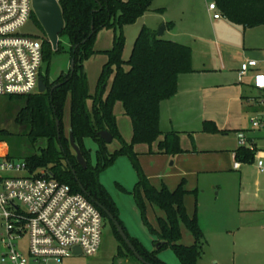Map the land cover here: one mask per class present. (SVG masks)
Segmentation results:
<instances>
[{
    "label": "trees",
    "instance_id": "16d2710c",
    "mask_svg": "<svg viewBox=\"0 0 264 264\" xmlns=\"http://www.w3.org/2000/svg\"><path fill=\"white\" fill-rule=\"evenodd\" d=\"M153 0H59L62 7L65 28L60 38L67 37L69 48L65 50L59 43L58 50L47 37H43L44 60L50 63L54 54L68 52L74 60V70L59 75L50 82L49 69L42 74L48 84L45 93L22 96L26 102L19 110L16 121L28 125V136L33 144L45 141L38 151L26 158L29 172H48L55 179L67 183L74 192L83 193L108 219L120 241L117 259L131 256L139 261L117 232L108 214L99 206L108 209L123 226L126 234L138 253L148 264H167L159 257L164 249L171 248L182 264H198L206 244L203 229L198 217L190 216L185 206V196L189 192L182 181L175 189L166 185L158 188L140 170L139 181L133 191L123 185L118 187L124 192L134 194L137 204L150 233L156 237L155 250L147 249L137 238L131 236L120 218V209L109 190L100 181V174L112 166L118 157L125 155L138 162L135 146L147 144L150 147L158 142V153L177 155L184 153L180 145V135L176 130L163 133L161 129V104L175 96L179 90L182 74L194 71L193 51L190 45L159 36L155 29L144 26L134 44L129 60H124L125 38L123 34L115 38L114 46L105 50L108 61L103 66L98 91L90 93L85 61L99 53L96 49L98 33L106 28H123L135 23L149 9ZM224 17L245 27L264 25V0H215ZM33 17L36 19L35 14ZM32 17V18H33ZM113 76L106 97L103 91L107 81ZM55 88L53 89V87ZM92 99V106L88 100ZM122 103L124 113L132 119L133 138L131 143L121 137L114 105ZM69 102V134L64 127L65 109ZM70 130L86 160L82 165L70 142ZM102 130L112 133L120 140V147L114 152L108 150V143L99 135ZM205 132L220 131L213 121H205ZM0 133L7 134L6 130ZM163 136V137H162ZM91 138L98 144L97 160L92 161L91 150L86 147L85 139ZM259 149L255 146H242L234 152L235 160L251 162ZM8 157L11 158L8 154ZM77 177V178H76ZM81 184L86 192L83 191ZM146 201L161 209L164 216L157 218V227L145 216ZM182 224H186L195 242L185 245L182 240ZM140 264H145L139 261Z\"/></svg>",
    "mask_w": 264,
    "mask_h": 264
},
{
    "label": "rangeland",
    "instance_id": "374dc122",
    "mask_svg": "<svg viewBox=\"0 0 264 264\" xmlns=\"http://www.w3.org/2000/svg\"><path fill=\"white\" fill-rule=\"evenodd\" d=\"M168 1H175V3L165 11L156 10V7L163 5V0H153L149 9L135 23L127 24L122 29L106 28L98 33L95 46L99 53L84 63L90 93L95 95L98 91L103 66L108 61V56L104 51L114 46L117 36L123 34L125 38L123 58L127 61L131 57L134 44L144 26L153 27L159 20H162L163 23L164 20L174 19L176 21L174 31L166 33L164 38L184 42L189 39L185 34L186 31L195 32L198 26V28L204 27L207 29L211 27V24L207 26V23H205L207 21L206 17L203 15L205 13L203 12L204 7L210 0H198L196 2L197 7H201L196 13L188 9L193 5L195 6L194 1L190 4L184 0ZM179 30H182L180 34L177 33ZM20 32L48 38L37 17L28 20L20 29ZM60 40L66 48L65 50H67L69 48L68 38L63 37ZM70 67L69 53L59 52L53 55L50 63L44 60L43 71L47 73V69H49V78L52 83L63 72L67 73ZM112 78L111 75L107 81L103 97H106L110 90ZM250 95V98L242 99L240 105H233L234 114L232 115L233 119L227 124L228 131L222 132L219 129L220 131L207 132L203 135L196 133L195 137L180 133L181 147L191 150L199 147L208 150L202 153L207 157V161L204 162V167L200 165L201 170H188V163L186 164L183 154L158 153V142H155L151 147L147 144L135 146V151L138 153L137 163L129 156L122 155L117 158L112 166L101 172L100 181L117 202L120 209V218L128 233L137 237L147 248L152 249L154 247V236L144 222L143 213L137 204L136 197L134 194L124 192L118 187V184H121L127 190L133 191L139 181L140 170L158 188L166 185L170 189H175L182 181H185V188L189 191L184 201L187 213L192 217L196 215L198 218L204 219V235L207 246L206 253L199 260V264H223L225 260L228 262L229 257L227 254L225 258H219L217 255L218 250L222 247V242L219 241L221 239L219 226L221 223H225V217L228 215V205L231 201H237V203L246 206L254 201L259 191L264 188V172H260L257 165L259 152L251 162L242 163L240 161V171L234 169L235 159L232 151L240 146L238 130L236 129H241L247 136H254L259 151H264V124L261 128H254L251 121L253 117H258L264 122V109L260 104L262 98L258 97L257 91H252ZM261 101L263 102L264 99ZM25 102V97L0 96V131L6 130L8 132L7 134L0 133V142L6 145L9 156L16 162H25L26 158L35 154L40 146L46 144L45 141L33 144L27 134L29 131L28 125L19 124L16 121V116ZM92 103L93 100L89 99L88 106L91 107ZM69 110L68 102L64 120L67 135L70 127ZM114 114L121 137L125 142L131 143L133 138L132 119L124 113L122 103L119 101L114 105ZM85 144L91 150L92 161L95 164L98 144L91 138H86ZM107 146L110 152H114L120 147V140L115 138ZM186 168L187 170H185ZM218 191L219 194H217ZM160 211L146 201L145 216L155 227L158 225L157 216ZM161 213L163 214L162 211ZM182 233L184 244L194 243V236L186 224H182ZM256 233L261 235L263 232L260 228H257ZM1 234H5V228L0 221ZM224 235L227 236V233L224 232ZM17 245L22 252L28 254L29 236L27 234L23 236ZM119 246L120 241L115 235L111 222L106 218L104 219L99 251L93 256L79 254L64 258L61 264H140L131 256L117 259L115 263L114 258L119 252ZM160 255L167 257L166 259H169L168 261L172 264H182L171 248L164 249L160 252ZM218 261H221V263H218ZM168 264L170 263L168 262Z\"/></svg>",
    "mask_w": 264,
    "mask_h": 264
},
{
    "label": "built area",
    "instance_id": "2783aa9c",
    "mask_svg": "<svg viewBox=\"0 0 264 264\" xmlns=\"http://www.w3.org/2000/svg\"><path fill=\"white\" fill-rule=\"evenodd\" d=\"M213 18L223 14L210 2ZM34 12L33 0H0V96L39 93L44 53L43 37L20 32ZM258 62L249 59L241 66L240 78ZM253 85L264 92V72L254 75ZM264 102V101H263ZM252 126L261 128V118ZM240 145H248L244 131ZM258 168L264 172V151H258ZM240 162L235 160L234 167ZM0 264H61L74 255H95L101 246L104 217L81 192L52 177L48 172H29L26 162H16L0 153ZM29 236L28 254L18 241ZM81 248L75 253L74 248Z\"/></svg>",
    "mask_w": 264,
    "mask_h": 264
},
{
    "label": "crops",
    "instance_id": "0c3cea01",
    "mask_svg": "<svg viewBox=\"0 0 264 264\" xmlns=\"http://www.w3.org/2000/svg\"><path fill=\"white\" fill-rule=\"evenodd\" d=\"M184 1L189 2L188 4L192 1L195 2V6L188 8L193 13L198 12L201 7H197L198 0ZM212 1L210 0V2ZM163 2V5L156 7V10L165 11L175 3V1L169 2L168 0H163ZM210 2L207 4L206 1L205 10L201 9V11L205 12L203 13L207 20L205 23L207 26L211 24V27L207 29L198 28V26L195 32L186 31L185 34L189 38L187 40L190 41H179L192 47L194 71L182 74L177 94L162 102L160 124L163 133L176 130L179 135L180 133L193 137L196 133L203 135V133H207L203 131L205 121L215 122L222 132L228 131L227 124L233 119L234 104L240 105L242 99L250 98L252 91H257L258 97L264 99V92L257 90L253 85L255 73L264 72V25L245 27L224 16L214 19L213 11L209 8ZM163 22L167 26L164 37L166 33L174 31L176 21L169 19ZM161 24L162 20H159L151 28L157 30ZM181 31L179 30L177 33L180 34ZM249 59L257 60L258 65L250 68L249 72L240 78L241 66ZM261 100L260 104L264 109V102ZM236 130L242 131L241 129ZM247 138L249 142L247 146L258 148L254 136H247ZM238 148L232 151L234 159V152ZM183 150L184 153L180 154L185 156L184 160L186 164L188 163V170L198 171L201 170V166H205L207 157L202 153L208 150L199 147L192 150L183 148ZM0 153L8 155L6 145L1 142ZM240 168L241 166L234 167L239 171ZM219 193L218 191L217 194ZM228 206L225 223L223 222L219 226L221 238L219 241L222 242V247L217 252L218 257L225 258V255H228V262L225 260L223 264H264V188L259 191L255 200L246 206L237 203V201H231ZM161 211L157 218L164 216V212L162 211V214ZM198 220L204 232V219L198 218ZM257 228L263 232L261 235H257ZM224 232L227 233V236L224 235ZM155 240L154 236L152 249L143 245L149 250H155L157 248ZM181 242L183 243V233ZM206 246L207 240L203 256L200 259L206 253ZM159 257L167 264L168 262L172 264L168 261L169 259H166L167 257L161 256L160 253Z\"/></svg>",
    "mask_w": 264,
    "mask_h": 264
},
{
    "label": "water",
    "instance_id": "95a60500",
    "mask_svg": "<svg viewBox=\"0 0 264 264\" xmlns=\"http://www.w3.org/2000/svg\"><path fill=\"white\" fill-rule=\"evenodd\" d=\"M33 7L34 12L38 20L40 21L41 25L43 26L48 39L53 47V50H58L59 43H60V34L63 32L65 28V19L62 7L59 3V0H33ZM166 23L163 22L158 30L157 34L159 36H163L166 30ZM74 60L71 61V71L74 70ZM55 86L53 87V89ZM48 90V84L41 79L39 82V93H45ZM99 135L109 144L113 142L114 137L112 133L108 130H102L99 132ZM70 142L71 146L75 150L77 154L78 161L86 166V160L82 154V151L80 147L77 145V143L74 140L73 132L70 130ZM77 178V177H76ZM81 187L84 192L86 190L84 189L83 185L81 184ZM99 206L108 214L109 218L112 220L117 232L122 237V239L125 241L129 249L134 253L136 258L141 261L142 263L148 264L144 258L138 253L135 246L132 244L131 240L129 239L128 235L126 234L123 226L119 223V221L114 217V215L105 207L99 204ZM75 253H81V248L76 246L74 248Z\"/></svg>",
    "mask_w": 264,
    "mask_h": 264
}]
</instances>
